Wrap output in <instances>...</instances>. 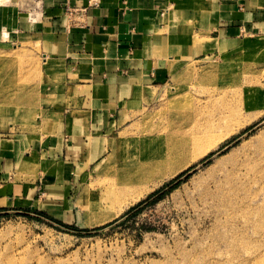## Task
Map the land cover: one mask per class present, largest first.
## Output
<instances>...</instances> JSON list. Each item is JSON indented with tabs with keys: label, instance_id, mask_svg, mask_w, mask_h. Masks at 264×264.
<instances>
[{
	"label": "rangeland",
	"instance_id": "obj_1",
	"mask_svg": "<svg viewBox=\"0 0 264 264\" xmlns=\"http://www.w3.org/2000/svg\"><path fill=\"white\" fill-rule=\"evenodd\" d=\"M3 5L29 13L35 0ZM230 42L152 91L63 203L0 208V264H264V31ZM42 57L39 43L0 35V122L29 140L75 102ZM192 127L208 148L173 170L169 137ZM245 156L217 185L229 157Z\"/></svg>",
	"mask_w": 264,
	"mask_h": 264
},
{
	"label": "crops",
	"instance_id": "obj_2",
	"mask_svg": "<svg viewBox=\"0 0 264 264\" xmlns=\"http://www.w3.org/2000/svg\"><path fill=\"white\" fill-rule=\"evenodd\" d=\"M87 2L35 0L29 13L0 6V35L39 43L43 74L75 93L70 107L51 109L56 129L41 139L0 122V208L36 195L63 203L68 183L101 159L106 138L171 74L264 31V0Z\"/></svg>",
	"mask_w": 264,
	"mask_h": 264
},
{
	"label": "bare ground",
	"instance_id": "obj_3",
	"mask_svg": "<svg viewBox=\"0 0 264 264\" xmlns=\"http://www.w3.org/2000/svg\"><path fill=\"white\" fill-rule=\"evenodd\" d=\"M228 130H232V128L227 129V131ZM190 133L192 134L190 137H169V144L166 153L163 156H166L168 162H171L174 165L172 168L173 170L181 168L191 155L196 156L202 152H205L208 148V145L205 146L204 144H200L204 134H200V132L194 127H192ZM192 144L195 146L193 150L189 152L188 148ZM246 160V156L243 158V160L229 157V161L222 165L220 177L215 180L216 184L219 185L223 178L237 172Z\"/></svg>",
	"mask_w": 264,
	"mask_h": 264
},
{
	"label": "built area",
	"instance_id": "obj_4",
	"mask_svg": "<svg viewBox=\"0 0 264 264\" xmlns=\"http://www.w3.org/2000/svg\"><path fill=\"white\" fill-rule=\"evenodd\" d=\"M99 0H88V4L96 5Z\"/></svg>",
	"mask_w": 264,
	"mask_h": 264
}]
</instances>
